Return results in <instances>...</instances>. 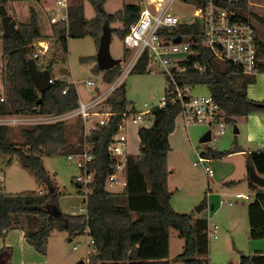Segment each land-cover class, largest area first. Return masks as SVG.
I'll return each mask as SVG.
<instances>
[{"label": "trees", "instance_id": "obj_1", "mask_svg": "<svg viewBox=\"0 0 264 264\" xmlns=\"http://www.w3.org/2000/svg\"><path fill=\"white\" fill-rule=\"evenodd\" d=\"M13 0H0L9 15L15 21V27L8 37L2 36V84L6 98L0 102V116L7 115H57L79 106V97L74 84L54 80L51 87L40 93L33 85L28 61L34 52L33 43L41 40L37 16L30 9L29 23H20L9 8ZM67 22L52 25L54 41L52 43L53 61L67 57L68 38L91 37L98 48L103 25L108 24L111 34L116 33L123 41L132 23L139 16L140 0L136 4L124 5L122 9L109 14L104 9L107 0H69ZM186 3L203 7L207 0H183ZM89 3L94 10V17H85L84 4ZM243 9L244 16H249L256 23L264 25V17L254 13L246 0L235 4ZM245 18L243 17L244 20ZM121 23V27L112 28V23ZM181 35L196 43L192 54L184 59L182 73L174 72L179 86L205 85L209 88L215 104L223 112L225 124L235 122V118L252 113H264V100L249 99L245 86L252 81L246 78L240 87L235 86L241 74L230 62L219 61L202 44V27L198 21L191 24H179L169 37ZM260 60L256 64L257 73L264 74V43L256 42ZM129 50L124 49L127 56ZM96 59V58H95ZM83 60H87L84 58ZM39 59L36 60L38 63ZM38 67V66H37ZM48 67V70L51 74ZM202 69V71H201ZM92 70L102 74V81L110 84L120 74V64L108 70H102L96 64ZM148 71V58L144 53L135 63L131 73ZM151 72V71H150ZM66 89L63 94L62 91ZM110 112L117 113L109 118L108 123L96 127L84 137V125L81 118L77 121V140L68 141L67 126L64 121L36 123L22 126L19 134L23 140L16 143L11 139L9 125L0 124V156H16L21 167L35 180L39 190H27L9 193L0 180V238L13 229L24 232L26 242L40 254H45L50 236L54 232H65L73 239L88 230L93 239V247L87 253L88 263L99 264H171L180 261L184 264H210L207 219L193 218L189 213L175 212L171 205V193L168 188L169 170L167 154L170 150L169 135L175 129V120L181 111L178 103L167 102L164 108H154L151 112L152 124L141 127L138 132V154H128L125 160V184L118 192L108 191L105 187L108 175L114 170L115 160L110 156L108 145L118 132L121 113L127 110L129 102L125 98V87L120 84L105 100ZM134 112V111H133ZM93 146V160L88 169L93 172L92 180L86 187V213L68 215L64 213L58 199L61 196L58 186L45 169L43 157L57 156L61 153L80 152L83 141ZM234 149L218 152L208 149L200 158L217 159L240 152ZM11 163L8 160L7 165ZM253 166L264 178V150L247 153L246 168ZM81 189L83 184L72 181ZM252 188L256 187L250 181ZM251 197V196H250ZM248 221L249 239L264 238V186L249 199ZM178 230L183 239V246L173 260L169 257L170 229ZM4 253L0 250V256ZM236 264H264V254L241 255Z\"/></svg>", "mask_w": 264, "mask_h": 264}, {"label": "rangeland", "instance_id": "obj_2", "mask_svg": "<svg viewBox=\"0 0 264 264\" xmlns=\"http://www.w3.org/2000/svg\"><path fill=\"white\" fill-rule=\"evenodd\" d=\"M251 1L264 5V0ZM21 3L25 4L26 7L28 5L26 2ZM128 4H136V1L107 0L104 4V9L107 13L113 14ZM172 9L173 13L180 16L183 21L191 20L192 9L190 5L181 4L177 0L173 4ZM250 9L254 13L264 17V8L256 5L250 6ZM84 14L87 19L94 17V10L87 2H85ZM252 21L255 23L259 40L264 43V25L256 23L254 19ZM121 25V23L116 22L110 26L118 28ZM53 41L54 39L49 41V49L45 56H43L44 63L37 65L38 69L43 70L50 64L51 77L58 81L73 83L83 102L100 95L116 81L117 78L110 84L104 83L102 81V74H97L92 70L97 64V60L95 59L97 47L91 37L68 38L66 59L56 61H53L52 56L54 53V49L51 47ZM33 47L36 51L38 45ZM110 54L113 58L126 64L132 52L128 56H125L123 41L116 33H113L110 42ZM84 58H87V60H83ZM88 80L93 81L94 85L86 86ZM166 81V75L161 72L128 73L122 81L125 87V98L129 102L127 109H130L132 106L137 110L144 109V103H147L148 107H157L160 104L161 98L165 95ZM1 85L2 69L0 66ZM95 87L99 92L94 90ZM0 91H2L1 93L6 98L7 94L3 85ZM192 94L211 95L209 88L205 85L194 86ZM98 108L103 110L108 109L105 100L98 105ZM254 115H258V119L264 123V113H254ZM246 117H238L237 120L235 118V122L227 123L224 135L217 139L211 138L207 142H200L201 137L207 131L213 133L215 130L213 131L208 125L201 123L186 125L180 115L177 116L175 129L171 133L172 146H170L167 154V166L169 170L168 188L171 193V205L175 212L189 213L192 216L207 219L210 264H234L239 260L241 254H264L262 252L263 249H261L263 247H260L261 252L256 251L258 247H255L258 243H264L261 242L264 240L249 239L247 237V208L251 201L244 198H235L236 193L250 195V198H252L256 191H259L261 188L257 185L254 188L250 186L246 168V152H248V148H256L257 142L261 138L257 135L254 139L249 140L250 132L254 130H257V132L261 131H258L259 129L254 122L255 116H252L253 118L250 120L246 119ZM151 124L152 119L148 120L145 126L149 127ZM72 125L71 123L66 124L68 127ZM22 126L9 125L11 128V139L16 143H20L23 140L19 134V129ZM235 128L238 130L237 132H234ZM70 130L68 132V141L72 143L76 141L77 132L74 130V126V131ZM127 135L128 153H137L139 139L136 126L129 125ZM236 148H244L246 151L232 153L222 158L207 159V162L199 161L201 153L208 149L227 152ZM262 149H264V144L262 145ZM9 159L12 160L7 165ZM43 163L45 169L55 179L58 189L61 191V196L58 199L60 207L61 198H68L70 203H74L78 197L90 192L85 185L79 190L72 183L80 172L74 164L67 160L65 153L57 156H45ZM207 170L213 172L211 177H208ZM0 180L5 190L9 193L36 190L38 188L34 178L24 171L16 156H0ZM121 187H107L106 189L108 191H120ZM222 201H231L232 205L223 204ZM200 206L202 207L200 208ZM213 224L218 226V238H214L211 235ZM64 235L66 236L59 245L53 241L47 253L44 254V256H48L50 264H61V261L75 264L87 256V233L76 236L71 240H68L66 233ZM54 236H57V234ZM170 242L171 253L175 256L180 253L183 239L179 237L178 230L174 228L171 231ZM76 244H79V246L74 250L73 246Z\"/></svg>", "mask_w": 264, "mask_h": 264}, {"label": "built area", "instance_id": "obj_3", "mask_svg": "<svg viewBox=\"0 0 264 264\" xmlns=\"http://www.w3.org/2000/svg\"><path fill=\"white\" fill-rule=\"evenodd\" d=\"M177 0H140V12L138 19L131 24L129 31L123 39L124 49L132 52L128 62L123 64L120 61L121 72L115 78L116 81L103 93L91 98L86 102H80L74 109L57 115H41L38 117H27L15 115L13 117H0V124L23 125L28 126L36 123L67 121L71 118H81L84 125V137L96 127L108 123L109 118L117 113L110 112L109 108L103 110L98 105L106 100L116 87L123 84L124 77L131 73L135 63L144 53L148 58V70L161 72L166 75V92L161 98L157 107H148L143 104L144 109L137 110L135 107L127 109L121 113V123L118 132L112 137L108 145L110 156L115 160L114 170L108 175L105 187L124 186L125 174L124 166L128 153V135L129 125L136 126V132L145 126L148 120L152 119L151 112L154 108H164L167 102L178 103L181 111L178 115L183 118L186 125L192 123H201L208 125L213 131H210V139H217L225 134V122L223 112L215 104L211 95H193L190 86H179L175 80L174 72L182 73L185 66L181 65L184 59L192 54V47L196 43L190 38H183L181 35L169 37L179 24H191L198 21L202 27V44L209 49L219 60L230 62L236 66L242 75L252 76L257 73L256 64L260 60L257 51V31L255 23L249 16H244L243 9L236 6L238 0H207L203 7L186 3L178 0L181 4L190 5L192 16L190 21H183L180 16L173 13L172 6ZM58 4L66 7L65 0H56ZM248 6L264 5L256 4L251 0H246ZM243 17L245 18L244 20ZM52 24L58 22H67V13L64 16L56 17L53 10L49 15ZM180 36L181 40L175 42V38ZM32 54L35 61L41 55L46 54L49 49L48 43L36 41L33 46L36 47ZM127 55V56H128ZM37 63V62H36ZM38 65V63H37ZM202 71V69H201ZM50 82H52L50 78ZM94 82L88 80L86 86H93ZM96 88V87H95ZM66 89L62 91L64 94ZM4 101V96L0 92V102ZM134 111V112H133ZM32 116V115H31ZM81 151L67 154V160L74 164L79 170V175L75 177L77 183L87 185L92 180L93 172L88 169V163L93 158V146L85 140L81 145ZM200 162H207L206 159L199 158ZM208 177L213 175L211 170H207ZM235 198H244L249 200L250 195L237 193ZM223 204L232 205L231 201H222ZM86 213V207H84ZM218 226L212 225L211 235L218 238ZM87 233L88 252L92 250L93 239ZM79 244L73 246L76 250Z\"/></svg>", "mask_w": 264, "mask_h": 264}, {"label": "crops", "instance_id": "obj_4", "mask_svg": "<svg viewBox=\"0 0 264 264\" xmlns=\"http://www.w3.org/2000/svg\"><path fill=\"white\" fill-rule=\"evenodd\" d=\"M21 2H26V4H28L27 7L25 6V4H23ZM65 3H66V7L62 6L61 4H58L56 2V0H13L9 3V8H11V10L14 12L16 20L18 22L24 23V24L29 23L30 18H31L30 9H33L36 13V16H37V22H38V25L40 28L41 35L43 36V38L39 41H43V42L49 44V41L54 39L53 28H52L53 24L50 22V18H49L50 12L53 10V13L56 17L64 16L67 13V8H68V5L70 4V1L65 0ZM29 5H30V7H29ZM84 8H85V4H84ZM257 36H258V34H257ZM258 40H259V37H258ZM0 45H1V41H0ZM2 56H3V54H2V47H1L0 48V66H1V69L3 66ZM43 56H45V54L40 56L39 61H38V65H42L44 63ZM50 76H51V74H50ZM246 78L252 79V81L249 82L248 84H246V86H245V92H246L247 97L249 99H252L255 101H263L264 100V74H257V75L255 74L252 76L240 74L238 76V78L236 79V82H235L236 86L240 87L242 81H244ZM2 85L0 86V89L2 88ZM94 90L96 92H99V90L97 88H94ZM0 92H2V91H0ZM77 93H78V91H77ZM78 97H79V100H78L79 103L83 102L80 99L79 94H78ZM13 116H15V115H7V116H0V117H7L8 118V117H13ZM38 116H41V115H32V116H27V117H38ZM252 116H255L254 122L256 123V126L259 129L258 131H261V132H257V130L250 132L249 140L254 139L255 137H257V135L261 138H260L259 142H257L258 144H257L256 148H251V149L248 148V150H247L248 152L262 150V145L264 144V123L262 120H259L257 117L258 115H254V113L249 114V116H247L246 119L250 120L253 118ZM78 119L79 118H71V119L65 121L66 124L67 123L73 124L70 127H68L69 125L67 126L68 132L71 131L70 129L73 130V126H74V130L77 131ZM237 119L238 118H236V120ZM261 119H263V118H261ZM171 136H172V134L169 135L170 146H172ZM76 140H77V137H76ZM75 143H76V141L72 142L70 144H75ZM241 149H242V151H240V152L246 151L244 148H241ZM248 152H246V153H248ZM136 154H138V152L134 153L133 155H136ZM43 161H44V157H43ZM122 187H121V189H122ZM36 190H39V189L37 188ZM59 192L61 193L60 190H59ZM111 192H118V190L117 191H111ZM86 194L87 193L78 197L74 203H70L68 201V198H61L60 199L61 210L68 215H78V214L84 213L83 209L85 207ZM232 217H233V215H232ZM193 218H198V216H193ZM247 223H248V226H247L248 227L247 233H248V230H249L248 212H247ZM172 229L173 228L170 229V235H169V257L171 260H173L174 257L176 256V255L173 256V254L171 253V248H170L171 247L170 237H171ZM56 234H57V236L53 237V235H56ZM64 234L65 233H63V232H54L50 236L46 253L49 250L53 241H55V244H58V245L60 244V242H62V240L66 236ZM262 239L264 240V238H262ZM68 240H70L69 237H68ZM261 242H264V241H261ZM259 244L260 243H258V245L255 246V247H258V248H256L257 249L256 251L261 252L262 251L261 249H263L262 252H264V243H261L262 246H261V244L260 245ZM182 246H183V244H182ZM182 246H181V250H182ZM260 247H263V248L260 249ZM0 250L4 251V253L0 256V264H50L48 256H44V254L39 255L40 253L36 252L34 250V248L26 242V240L24 238V232L22 230H19V229L10 230L9 232L6 233V235L4 237L0 238ZM181 250H180V252H181ZM87 253L88 252H86V255H87ZM241 255H244V254H241ZM82 260L85 262V264H99V263H88L86 258L82 259ZM236 263H234V264H236ZM61 264H68V263L61 261ZM171 264H184V263L180 262V261H174L173 260L171 262Z\"/></svg>", "mask_w": 264, "mask_h": 264}, {"label": "water", "instance_id": "obj_5", "mask_svg": "<svg viewBox=\"0 0 264 264\" xmlns=\"http://www.w3.org/2000/svg\"><path fill=\"white\" fill-rule=\"evenodd\" d=\"M0 25L2 26L3 37H8L11 35L14 27H15V21L13 20L12 16L9 15L7 9L5 6L0 5ZM111 30L108 24L103 25V30L101 37L99 39V44L97 48V65L102 70H108L113 68L114 66L118 65L120 63V60L115 59L110 54V42H111ZM181 40V37L178 36L175 38V42H179ZM28 70L30 74L31 81L33 85L35 86L36 90L40 93L48 90L52 82H50V73L48 70H40L37 67V63L34 59H30L28 61ZM147 72H150L149 70ZM238 130L235 128L234 132H237ZM210 140V132L207 131L200 139V142H207ZM249 180L254 183L257 186L263 187L264 186V178L261 177L255 170L253 166L249 168ZM202 206H200L201 208ZM75 264H85V262L81 259Z\"/></svg>", "mask_w": 264, "mask_h": 264}]
</instances>
